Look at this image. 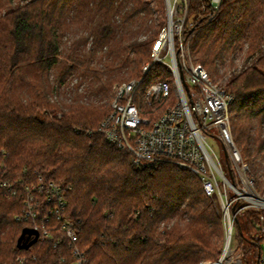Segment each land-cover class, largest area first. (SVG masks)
I'll list each match as a JSON object with an SVG mask.
<instances>
[{
    "label": "trees",
    "instance_id": "obj_1",
    "mask_svg": "<svg viewBox=\"0 0 264 264\" xmlns=\"http://www.w3.org/2000/svg\"><path fill=\"white\" fill-rule=\"evenodd\" d=\"M204 8L208 0H189L191 58L235 97L233 137L264 194V0H226L210 23ZM3 11L0 264H75L76 248L83 264L217 261L222 215L199 178L172 163L139 170L100 131L113 85L141 77L150 61L166 1L0 0ZM150 71L147 83L170 78L163 65ZM41 181L64 189L60 214ZM64 219L80 221L76 243L61 231ZM244 220L258 264V212ZM42 227L54 239H41Z\"/></svg>",
    "mask_w": 264,
    "mask_h": 264
},
{
    "label": "built area",
    "instance_id": "obj_2",
    "mask_svg": "<svg viewBox=\"0 0 264 264\" xmlns=\"http://www.w3.org/2000/svg\"><path fill=\"white\" fill-rule=\"evenodd\" d=\"M165 1L167 24L152 47L151 59L143 65L141 77L114 86L110 112L100 131L108 143L129 152L139 170L172 163L199 178L206 196L218 202L224 226L223 249L213 264H246L247 250L234 245L236 224L243 212L257 211L254 240L261 246L258 264H264V195L257 192L255 179L233 137L230 106L235 97L191 58L186 31L195 22L189 15V0ZM225 1L208 0L204 22L210 23ZM155 64L165 66L170 78L147 83ZM213 141L224 150V159ZM46 188L60 214L66 207L64 189L41 181L40 190ZM34 201L29 193L27 215L31 217L36 216ZM79 222L62 221L61 231L71 243L78 241ZM40 232L41 239H54L46 227ZM75 255V264L86 261L77 248Z\"/></svg>",
    "mask_w": 264,
    "mask_h": 264
},
{
    "label": "rangeland",
    "instance_id": "obj_3",
    "mask_svg": "<svg viewBox=\"0 0 264 264\" xmlns=\"http://www.w3.org/2000/svg\"><path fill=\"white\" fill-rule=\"evenodd\" d=\"M21 4H24V2H21ZM5 11L1 12V14H4ZM162 24L163 26H165L167 24V18L166 19H163L162 20ZM244 63L240 62L239 65H238V69H241L242 68V65ZM171 75V74H170ZM169 75V76H170ZM128 80H124V81H118L116 82L114 85H113V88L116 84L118 83H122V82H127ZM221 81L223 80H220L219 83L220 84H224L222 83ZM218 83V82H217ZM213 146L215 147L216 151L218 152V154L221 156L222 159L225 158V153H224V150L222 148H220V146L215 142L213 141L212 142ZM224 161V160H223ZM258 192V191H257ZM259 194L261 195H264L262 194L260 191L258 192ZM248 211V210H247ZM243 212V214L241 216H239V220H240V223H241V227H239L238 224H236V229H235V237H234V245H235V248L236 249H241V248H245L247 251L245 252V255H246V259H245V263L246 264H256V259L255 257L253 256L251 250H250V242H249V239H248V232H247V227H246V222L244 220V215L245 213L247 212ZM246 237V238H244ZM254 241V239H253ZM224 244V243H223ZM214 262L216 261H207V262H204L202 264H213Z\"/></svg>",
    "mask_w": 264,
    "mask_h": 264
}]
</instances>
